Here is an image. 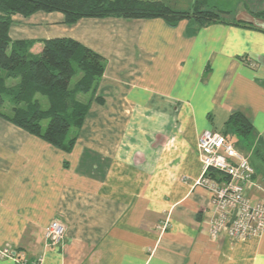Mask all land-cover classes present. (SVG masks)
<instances>
[{"label": "crops", "instance_id": "0c3cea01", "mask_svg": "<svg viewBox=\"0 0 264 264\" xmlns=\"http://www.w3.org/2000/svg\"><path fill=\"white\" fill-rule=\"evenodd\" d=\"M163 1H209L251 26L13 16V40L34 41L37 53L42 39H76L104 57L105 72L94 94L78 96L91 108L70 151L0 116V249L14 253L0 264H264V233L212 237L218 210L197 184L200 136L242 111L254 126L249 160H262L261 188L247 194L264 202V0ZM54 220L66 229L55 246Z\"/></svg>", "mask_w": 264, "mask_h": 264}, {"label": "trees", "instance_id": "16d2710c", "mask_svg": "<svg viewBox=\"0 0 264 264\" xmlns=\"http://www.w3.org/2000/svg\"><path fill=\"white\" fill-rule=\"evenodd\" d=\"M40 11L61 12L67 24L82 18L118 17L162 18L171 26L182 20H194L201 27L215 22L251 26L243 20H229L228 10L214 6L205 9L202 2L196 3L192 10H177L163 0H0V116L66 151H70L76 141L72 131L82 127L91 108V100L82 101L78 96L94 94L97 90L105 72V59L69 37L42 39L37 53L32 50L34 41L13 40L10 36L13 16H31ZM257 14L264 16V8ZM78 73L80 76L72 87V79ZM11 78L19 79L18 83L8 86L7 80ZM38 94L47 97L48 108L41 107ZM7 101L11 105L10 113L2 111ZM43 121H47L45 127ZM253 131L248 116L236 111L221 133L244 153L255 144L251 137ZM236 137L243 140L236 143ZM260 149L257 146L255 153ZM219 175L215 170L210 173L214 178Z\"/></svg>", "mask_w": 264, "mask_h": 264}, {"label": "built area", "instance_id": "2783aa9c", "mask_svg": "<svg viewBox=\"0 0 264 264\" xmlns=\"http://www.w3.org/2000/svg\"><path fill=\"white\" fill-rule=\"evenodd\" d=\"M203 173L197 184L212 193L218 214L210 221V233L218 238L223 232L238 242H245L264 233V202H253L247 188L255 186V169L249 157L239 151L220 131L206 130L198 141ZM219 172L217 178L210 176ZM233 218V221H231ZM167 222L162 229L167 228ZM65 226L54 220L46 230L48 245H58L65 237ZM3 257H14L10 249H0Z\"/></svg>", "mask_w": 264, "mask_h": 264}, {"label": "rangeland", "instance_id": "374dc122", "mask_svg": "<svg viewBox=\"0 0 264 264\" xmlns=\"http://www.w3.org/2000/svg\"><path fill=\"white\" fill-rule=\"evenodd\" d=\"M174 2H179L180 4L178 5L179 7V9L180 8H182L181 6H184V4L187 2V0L185 1V0H173ZM172 1V2H173ZM185 2V3H182V2ZM213 4H207V6H205V8H207V7H209V8H213ZM232 8H234L233 7V5L231 4L230 5ZM173 8H174V5H173ZM218 9L220 8V9H223V7H221V6H219V7H217ZM174 9H176V8H174ZM178 10V9H177ZM79 76H80V73H78V74H76L74 77H73V79H72V82H71V86L73 87L74 86V84H75V82L77 81V79L79 78ZM18 81H19V79H8L7 80V85L8 86H12V85H14V84H17L18 83ZM37 99L39 100V102H40V104H41V107L43 108V109H46V108H48L49 107V101H48V99H47V97L46 96H43V95H41V94H38L37 95ZM2 111L3 112H5V113H10L11 112V105L9 104V102L7 101L6 103H5V105L3 106V108H2ZM47 125V121H43V126L45 127ZM252 138H253V134H252V136H251ZM239 138H237L236 137V139H235V142L236 143H238L239 142ZM241 140H243V139H241ZM240 140V141H241ZM238 147H240V144H238ZM247 156L249 155L248 153V150L247 151H243ZM249 157V156H248ZM250 162H251V164L256 168V172H257V174H259V175H261L262 174V168H261V162H262V160H260V158L259 157H257L255 154H253L251 157H250Z\"/></svg>", "mask_w": 264, "mask_h": 264}, {"label": "water", "instance_id": "95a60500", "mask_svg": "<svg viewBox=\"0 0 264 264\" xmlns=\"http://www.w3.org/2000/svg\"><path fill=\"white\" fill-rule=\"evenodd\" d=\"M231 221H233V218H232V220Z\"/></svg>", "mask_w": 264, "mask_h": 264}]
</instances>
